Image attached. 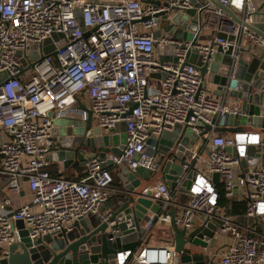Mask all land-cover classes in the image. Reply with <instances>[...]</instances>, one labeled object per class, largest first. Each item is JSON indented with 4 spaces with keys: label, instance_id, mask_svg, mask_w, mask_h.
<instances>
[{
    "label": "built area",
    "instance_id": "1",
    "mask_svg": "<svg viewBox=\"0 0 264 264\" xmlns=\"http://www.w3.org/2000/svg\"><path fill=\"white\" fill-rule=\"evenodd\" d=\"M155 1L0 0V133L5 134L0 171L11 179V191L18 193L26 180L32 193L31 201L18 209L7 211L0 204V257L7 256L8 247L21 238L16 220H24L32 240L71 229L75 221L98 213L109 200L111 167L155 169L156 162L182 144V131L190 128L191 157L182 162V173L173 186L162 179L150 186L160 209L145 223L141 244L119 252L118 264H178L173 240L142 244L149 242L156 226L171 225L172 206L182 228L218 224L221 241L215 236L212 245L204 248L207 262L215 253L213 261L218 264H264V166H250L241 176L247 146L260 145L261 136L256 131L233 135L205 131L206 125L215 126L222 116L244 111L240 100L225 91L223 96H210L207 79L188 60L191 51H198L204 61L216 53L229 54L233 76L244 50L264 55V36L252 28L260 21L257 12L264 0H217L222 6L211 0ZM193 7L197 13L179 26L181 37L192 31L188 25L195 22L193 37L210 38H174L161 26L162 20L171 22L177 11ZM54 33L59 34L56 39ZM49 38L55 54L42 53L41 46ZM33 45L39 46L40 57L27 68ZM80 95L88 97L93 121L97 119L94 124L103 133L112 134L118 123L127 122V143L121 155L107 151L103 159L89 158L81 179L55 176L48 145L54 119L75 108ZM79 116L85 120L88 113L82 109ZM176 128L178 138H168V151H161L160 137ZM151 139L156 141L150 144ZM148 147L154 154L147 152ZM169 159L180 160L174 153ZM207 171L219 172V181L208 177ZM189 179L191 185L185 189ZM220 190L227 199L247 202L244 221L220 206ZM109 216L107 211L103 219Z\"/></svg>",
    "mask_w": 264,
    "mask_h": 264
},
{
    "label": "water",
    "instance_id": "2",
    "mask_svg": "<svg viewBox=\"0 0 264 264\" xmlns=\"http://www.w3.org/2000/svg\"><path fill=\"white\" fill-rule=\"evenodd\" d=\"M203 3L206 0H201ZM218 6H222L217 0H211ZM164 4L161 0L155 1ZM229 10V9H228ZM229 12L237 18L231 10ZM77 18L81 25L84 20L81 10L77 9ZM197 13V7L177 11L173 14L171 22L162 20L161 26L166 27L168 32L179 39L205 40L210 35H200L193 37V32L197 24L192 22L188 25L191 32L183 37L179 33V26L185 20ZM262 12L258 11L257 14ZM252 28L264 36V13L262 18ZM59 34H53L57 38ZM52 38L47 39L41 46L43 54H55L51 46ZM19 56L21 51L17 53ZM31 59L27 68L34 66V61L40 57L38 45H33L28 51ZM189 62L194 63L201 71L208 82L215 83L222 92H226L232 97L240 100L243 114L235 115L230 113L220 118L215 126L206 125L205 131H215L233 135L237 132L256 131L261 136L260 145L250 144L247 146V156L241 161L242 173L245 177L250 166L261 164L264 166V55L244 50L241 54L234 75L230 76L232 57L229 54L216 53L212 60L204 61L203 55L198 51H191L188 54ZM223 61V65L221 62ZM23 65L27 61L22 59ZM4 75V73L2 74ZM1 75V78H2ZM154 77H165V74L153 73ZM2 82H0V85ZM135 107V106H134ZM129 113L132 112L133 108ZM87 111V119L80 118L81 110ZM127 122L118 123L112 134L103 133L101 128L94 124L92 110L80 103L79 107L65 111L62 116L54 119L52 136L48 141L51 159L55 162L62 161L64 165L76 163L85 165L87 160L93 156L100 159L105 158V153L111 151L116 155H121L127 143ZM180 129L173 132H165L160 137L161 151H168L165 144L168 138L176 140ZM185 137L182 144L170 152L162 159L155 169L139 166L135 170L123 166L121 170L122 186L115 196L117 203L110 207V203H105L110 216L103 219V215L96 217L86 216L75 221L72 228L56 233H49L32 240L28 236L23 219L15 222L20 228V240L12 243L8 247V255L0 257V264H118L119 252L135 249L141 244V239L146 234L145 223L150 219L152 212L160 209L157 198L153 196L150 186L157 180L168 181L170 186L179 179L182 173V162L186 157H191L192 142L191 129H184ZM156 139H151L153 144ZM229 151L231 147H227ZM147 152L154 154L148 147ZM176 154L180 158L178 161L169 159L171 154ZM176 159V157H174ZM107 167V163L102 164ZM208 177L218 182L219 172H206ZM193 176L192 173L189 175ZM191 180L185 183V189H189ZM237 192V189H235ZM172 216L171 225L162 230V239L173 240L178 256V264H217L213 261L214 254L207 262V254L204 248H209L215 239L218 224L212 223L209 226L204 224L188 230L180 227L175 221V209L172 206L169 210Z\"/></svg>",
    "mask_w": 264,
    "mask_h": 264
},
{
    "label": "crops",
    "instance_id": "3",
    "mask_svg": "<svg viewBox=\"0 0 264 264\" xmlns=\"http://www.w3.org/2000/svg\"><path fill=\"white\" fill-rule=\"evenodd\" d=\"M260 12L264 13V6L261 8ZM262 13L258 14L260 20L262 18ZM223 64L224 63L222 61L221 65H223ZM205 87L207 88L208 94L210 96H212V97L223 96V95H221V94H223V92L219 89V86L217 84L205 81ZM78 100L79 101L76 104L75 108L79 107L80 103H82L86 106L89 105V100H88L87 96L80 95L78 97ZM4 137H5V134L1 131V133H0V144H1L2 138H4ZM1 164H2V157L0 154V166H1ZM50 168H51V170H53L56 173L55 176L71 178V179H81L84 176L86 165H81L76 161V163H73V164L66 166V165H64V163L62 161L55 162L52 160V165ZM111 168L113 171L114 170L117 171V169H118L116 167H111ZM121 170H120V173L118 176V178H119L118 182L121 185L120 186H116L114 184L112 185L113 190L111 191V195H113V197L108 200V202L110 203V207H113L116 205L117 200L115 199V196L118 194V189L123 184L122 176H121V173H122ZM10 184H11V179L9 178V176L0 171V204H5V209L7 211L18 209V208H20V206L23 203L29 202L32 199V193H31V190H30L29 185H28L26 180L22 181L21 190L18 193L11 191ZM7 199L9 200L8 203L6 202ZM107 211H108V209H107L106 205L103 204V205H101L98 213L103 215ZM233 215L236 216L237 220H239L241 222L244 221L242 212L241 213H233ZM89 216H91V215H89ZM96 216L97 215L94 214V217H96ZM158 228L160 229V227H158ZM147 239H149V242L148 243L143 242L142 244L158 245V244L163 243L162 238L159 237L157 239V237L155 236V234L153 232H151L149 234Z\"/></svg>",
    "mask_w": 264,
    "mask_h": 264
},
{
    "label": "trees",
    "instance_id": "4",
    "mask_svg": "<svg viewBox=\"0 0 264 264\" xmlns=\"http://www.w3.org/2000/svg\"><path fill=\"white\" fill-rule=\"evenodd\" d=\"M120 170L121 169H117V171H113L112 168H111V171H112V174H113V184L116 185V186H120L121 184L118 182L119 181V173H120ZM51 173L53 175H56V173L51 170ZM220 201H219V204L220 206L224 207L228 212L230 213H243L246 209V206H247V202L246 201H237L235 199H227L225 198L224 196V191L220 190ZM113 195L110 196V198H112ZM109 198V199H110Z\"/></svg>",
    "mask_w": 264,
    "mask_h": 264
},
{
    "label": "rangeland",
    "instance_id": "5",
    "mask_svg": "<svg viewBox=\"0 0 264 264\" xmlns=\"http://www.w3.org/2000/svg\"><path fill=\"white\" fill-rule=\"evenodd\" d=\"M29 71H32V69H30ZM94 123H97V119L96 118H94ZM162 156V153H159V157H161ZM159 163L160 162H156V166L157 165H159ZM221 186V185H220ZM96 215H100V213H96ZM92 216H94V214H92L90 217H92ZM157 228H158V226H156ZM153 229L152 230V232L155 234V236L157 237V239L159 238V237H161L162 235H163V232H162V230H158V229ZM164 236V235H163ZM216 236L218 237V240H220L221 241V235L217 232V234H216ZM162 238V237H161ZM218 240H217V242H218ZM219 241V242H220ZM217 260L219 261L220 260V256H218L217 257Z\"/></svg>",
    "mask_w": 264,
    "mask_h": 264
}]
</instances>
